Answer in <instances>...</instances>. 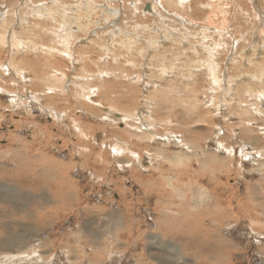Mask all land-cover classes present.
Instances as JSON below:
<instances>
[{"label":"rangeland","instance_id":"1","mask_svg":"<svg viewBox=\"0 0 264 264\" xmlns=\"http://www.w3.org/2000/svg\"><path fill=\"white\" fill-rule=\"evenodd\" d=\"M27 157L69 169L54 245L0 264H264V0H0V172Z\"/></svg>","mask_w":264,"mask_h":264},{"label":"crops","instance_id":"2","mask_svg":"<svg viewBox=\"0 0 264 264\" xmlns=\"http://www.w3.org/2000/svg\"><path fill=\"white\" fill-rule=\"evenodd\" d=\"M24 160L32 162L29 168L19 166L20 170L18 169L16 173L0 172V260L7 261L12 256V258L18 259L16 255L24 259L23 255L27 254V251L35 252L37 250V253L41 255L40 252L45 250L47 245H54L51 240L49 242L37 241L42 232L54 228L57 222L56 197L58 192L64 191L58 184L57 175L60 176V172H62L64 173L62 176H65L64 181L70 179L69 169L60 168L61 166L57 165L59 162L52 158L16 159L17 162ZM42 161L46 162L47 167L49 166L44 170L43 175L39 166ZM10 189L13 192L17 190V193H10ZM42 202H47L48 206V213L43 216L41 213ZM95 237L94 235L93 238ZM44 255H47L46 252Z\"/></svg>","mask_w":264,"mask_h":264},{"label":"bare ground","instance_id":"3","mask_svg":"<svg viewBox=\"0 0 264 264\" xmlns=\"http://www.w3.org/2000/svg\"><path fill=\"white\" fill-rule=\"evenodd\" d=\"M154 5V4H153ZM193 5V4H192ZM7 8V7H6ZM33 8V7H32ZM36 8H38V7H36ZM160 8V7H159ZM18 10V9H17ZM149 10L152 12H155V10H154V6H152V9L149 7ZM147 11V10H146ZM67 12V11H66ZM106 12H109V14L112 16V17H116L117 16V14H118V11L117 10H115V9H107L106 10ZM37 13V12H36ZM40 14H41V12H40ZM159 14V13H158ZM67 17V16H66ZM114 19V18H113ZM155 19V18H154ZM177 20V19H176ZM215 24V23H214ZM25 25V24H24ZM129 27V26H128ZM157 29V28H156ZM13 37V36H12ZM67 38V37H66ZM6 41V40H5ZM9 41V40H8ZM28 42V41H27ZM68 42H69V40H68ZM29 43V42H28ZM34 43V42H33ZM70 43V42H69ZM18 45V44H17ZM8 46V45H7ZM192 46V45H191ZM76 47V46H75ZM14 48V47H13ZM16 48V47H15ZM145 48V47H144ZM12 51V50H11ZM263 51V50H262ZM174 52V51H173ZM147 58V57H146ZM70 59V58H69ZM199 63V62H198ZM63 65V64H62ZM186 66V65H185ZM206 66V65H205ZM186 68V67H185ZM6 69V68H5ZM18 69V68H17ZM15 71V70H14ZM154 71V70H153ZM207 71V70H206ZM10 74V73H9ZM17 74V73H16ZM15 75V74H14ZM22 77V76H21ZM31 95V94H30ZM29 95V96H30ZM15 97V96H14ZM18 97V96H17ZM16 97V98H17ZM31 97H32V95H31ZM13 98V97H12ZM15 99V98H14ZM17 99H19V98H17ZM33 100H34V98H33ZM23 101V100H22ZM27 102V101H26ZM32 102V101H31ZM17 103V102H16ZM44 103V102H43ZM18 104V103H17ZM31 108V107H30ZM17 109V108H16ZM28 109V108H27ZM30 112V111H29ZM27 114V113H26ZM160 114V113H159ZM124 116V115H123ZM146 117V116H145ZM157 122V121H156ZM35 123V122H34ZM28 125V124H27ZM83 127V126H82ZM37 128V127H36ZM41 129V128H40ZM154 130V129H153ZM27 131V130H26ZM41 132V131H40ZM40 134V133H39ZM158 136V135H157ZM177 137V136H176ZM15 147V146H14ZM74 152V151H73ZM16 153H18V152H16ZM21 153V152H20ZM14 154H15V152H14ZM32 158V157H31ZM87 160V159H86ZM212 161V160H211ZM64 163H65V161H64ZM69 163V162H68ZM128 164V163H127ZM56 165V164H55ZM49 167V166H48ZM55 167V166H54ZM53 167V168H54ZM61 167H63V166H61ZM60 167V168H61ZM51 168V167H50ZM55 169V168H54ZM57 169H59V168H57ZM64 169V168H63ZM67 169V168H66ZM65 169V170H66ZM53 170V169H52ZM54 174V173H53ZM52 175V174H51ZM51 177H53V176H51ZM56 177V176H55ZM58 177V176H57ZM49 178V177H48ZM32 186H34V185H32ZM48 186H49V184H48ZM185 190V189H184ZM63 192V191H62ZM34 193V192H33ZM32 193V194H33ZM65 193V192H64ZM42 196V195H41ZM44 197V196H43ZM69 197V196H68ZM45 198V197H44ZM70 198V197H69ZM31 206V205H30ZM15 212V211H14ZM49 216V215H48ZM78 216V215H77ZM188 216V215H187ZM26 217V216H25ZM53 217V216H52ZM4 225V224H3ZM5 234V233H4ZM35 235V234H34ZM37 235V234H36ZM98 235V234H97ZM1 236V235H0ZM29 236V235H28ZM9 237V236H8ZM7 237V238H8ZM11 237V236H10ZM9 237V238H10ZM6 238V239H7ZM89 238V237H88ZM9 240V239H8ZM8 240H6V241H8ZM91 240V239H90ZM75 241V240H74ZM27 242V241H26ZM95 242V241H94ZM4 243V242H3ZM9 243V242H8ZM3 245V244H2ZM69 246V245H68ZM2 248H4V247H2ZM92 248V247H91ZM6 250V249H5ZM36 250V249H35ZM29 252V251H28ZM31 254V253H30ZM16 255V254H15ZM17 257H18V259H20L19 258V255H16ZM24 256V255H23ZM83 256V255H82ZM13 257V256H12ZM21 257V256H20ZM25 258V257H24ZM31 258V257H30ZM29 258V259H30ZM51 258V257H50ZM4 259H5V257H4ZM8 259V258H7ZM9 260V259H8ZM15 260V259H14ZM24 260V259H23ZM35 260V259H34ZM10 261H12V260H10ZM18 262V261H17ZM20 263H21V261H19ZM18 262V263H19ZM15 263V262H14ZM18 263H16V264H18ZM37 263H39V262H37ZM31 264V263H30ZM34 264H35V262H34Z\"/></svg>","mask_w":264,"mask_h":264}]
</instances>
